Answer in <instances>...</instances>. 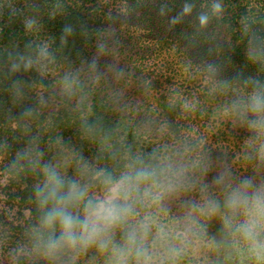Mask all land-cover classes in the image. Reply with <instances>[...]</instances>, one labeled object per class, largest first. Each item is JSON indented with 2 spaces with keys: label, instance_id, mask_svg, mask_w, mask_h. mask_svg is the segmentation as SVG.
Listing matches in <instances>:
<instances>
[{
  "label": "trees",
  "instance_id": "16d2710c",
  "mask_svg": "<svg viewBox=\"0 0 264 264\" xmlns=\"http://www.w3.org/2000/svg\"><path fill=\"white\" fill-rule=\"evenodd\" d=\"M13 2L15 11L0 5V176L6 179L8 201L0 215V264H137V248L142 244L144 249L139 239L143 231L135 223L136 218L147 209H158L152 196L163 189L160 177L168 167L161 162L160 148L149 142L135 117L115 114L109 99L95 84L73 79L65 72L69 66L81 63L89 49L99 43L116 42L118 59L131 72V99L138 96L139 100L161 84V89L171 90L172 94L162 106L166 110L181 108L184 96L197 80H206L201 95L227 98L215 108L224 106L228 113L241 112V124L234 132L232 120H216L214 126L221 128L219 134L224 137L216 141L214 149L223 155L222 159L211 161L209 155L204 156L201 165L195 164L194 169L200 166L195 177L189 175L194 169L189 168V174L185 171L188 162L185 167L182 163L169 167L179 172L184 182L188 174L190 181L198 183H194L195 189L182 183L187 196H205L206 204L223 195L229 198L239 187H264V127L250 126L256 116L249 108L253 91L264 92V0ZM217 3L221 5L219 12L213 10ZM185 4L191 5L188 14L183 12ZM20 14L35 20L40 32L27 33L19 22ZM201 14L208 16L205 25L200 24ZM41 42L46 46V57L58 70L53 80L82 93L76 105L62 101L49 112L41 96L32 95L34 86L45 85L46 92H53L50 81L26 63L34 58ZM134 46L139 49L128 54ZM149 60H155L151 62L153 69L145 73ZM156 65L161 71L154 69ZM76 89L72 96L78 93ZM204 103L201 106H211ZM191 138L196 141L197 137ZM45 165L54 167L65 180V191L72 181L90 192L107 191L105 180L115 182L123 174L145 167L155 170L161 187L145 196L141 186V192L130 201L133 216L111 230L105 249L98 244L78 245L49 254L46 243L60 235V228L57 225L52 232L41 227L47 208L39 205L36 189L43 187ZM220 178L228 179L229 186L222 187L227 195L219 190L224 186ZM89 198L93 197L87 192L85 201ZM69 211L83 218V202ZM194 211L188 215L193 228H197L193 231L195 238L214 251L212 258L208 257L210 264H261L238 231L246 219L243 209L233 212L226 204L212 216L215 222L204 221L200 208ZM193 216L200 219L194 222ZM166 227L167 232H177L170 216L165 218ZM133 230L138 239L130 245L127 235ZM180 236L178 233L175 239ZM258 240L264 241V232ZM196 262L194 259L192 264Z\"/></svg>",
  "mask_w": 264,
  "mask_h": 264
},
{
  "label": "rangeland",
  "instance_id": "374dc122",
  "mask_svg": "<svg viewBox=\"0 0 264 264\" xmlns=\"http://www.w3.org/2000/svg\"><path fill=\"white\" fill-rule=\"evenodd\" d=\"M0 5H8L13 11L16 9L13 0H0ZM19 19L23 29L30 35H36L40 32L37 28L38 24L31 17L20 14ZM33 38L36 37L33 36ZM138 49L139 47L134 46L127 53H135ZM45 50L46 46L44 42H41L37 45L34 58H28L26 63L37 70L42 77L50 81L51 91L53 92L52 94L46 92L45 88H43L45 85H41L37 86V88L33 87L32 95L34 94L35 97L41 96L44 106L49 112L57 108L62 101H66L71 106L76 105L82 93L74 86L65 87L57 83L56 80H53L58 70L46 57ZM118 53L119 49L115 41L111 40L101 45L99 43L97 46L89 49L88 55L81 63L69 66L65 72L73 79L81 78L85 83L95 84L101 93L107 96L115 114L122 112V114L135 117L142 127H144L145 136H147L149 142L155 145V147L160 148L161 162L164 163V166L168 167V172L160 177V184L164 186L163 189H160V192H155L152 196L154 199L157 193H160V199L155 201V206H158V209H147L142 217L136 218L135 222L143 232L147 230L146 239L140 241L143 243L147 255L151 258L150 264H165V262L166 264H192L194 259L197 260L196 264H210L209 261L214 251L210 246L205 245L202 239L195 238L196 234L193 231H196L197 228H193L194 225L188 214H192L193 209L195 210L194 213H197L200 208L201 215H204V221H210L213 220L212 216L217 211L212 213L208 210L207 203L204 204L208 200L205 196L201 198L199 196L193 198L187 196L185 186H189L190 189L192 187L195 189L198 186V183L190 181V176L191 174L194 177L196 176L195 173L198 172L200 166L194 169L195 164L200 163L199 165H201L205 159L203 158L204 156L209 155L211 161L222 159L221 156L223 155H218L216 153L218 149H214V146L217 145L216 141L224 137L223 134H219L221 128L218 129V127L214 126L216 125V120L220 121L223 118H229L232 120V128L234 129L232 131L234 132L241 124V112L233 111L228 113L225 111L226 108H223L224 106L215 108L216 103L219 104L220 101H225L227 98L222 97V95L212 94L208 95V97L201 95L203 87L206 85L204 83L206 80H197L195 85L188 91V94L184 96L186 98L185 100L183 99L181 108L171 107L166 110L162 106V103L169 102L172 94L171 90L161 89V84L154 86L152 93L142 95V99L138 100V96L131 99L130 94L132 93L131 87L133 85L130 82L131 72L127 69L128 67L121 64V60L117 56ZM149 61L150 64L144 66L145 73L148 72L147 70L153 69L152 63L155 60ZM154 69L161 71V66L156 65ZM75 89L78 93L75 94L76 96H72ZM204 102L210 103L211 106H201L205 104ZM130 110L131 112H128ZM191 135L193 138L197 137L196 141L191 138ZM202 147L204 149L200 151ZM186 162L189 163L188 170H185L187 171L186 173H190L189 168L194 170H191L190 176L186 174L185 179L187 181L184 182L183 176L179 172L169 170V167L173 169L181 163V166L185 167ZM220 180L222 182L219 183L224 186H221L219 190H224L222 187L227 188L229 186L226 182L228 179L220 178ZM5 185L6 179L4 176H0V215L8 207L6 191L4 189ZM249 188L250 190H257L264 187H257V185L253 187L249 186L246 190L248 191ZM87 192L93 198L100 199H103L106 193V191L94 189L91 191L92 193L89 190ZM223 193L229 194L225 190ZM224 196L215 198L216 201H214L219 205V213L222 208L226 207L229 200L228 197ZM195 201L196 204L194 205ZM192 205L194 206L192 207ZM189 208L190 210L188 211ZM13 212L11 210V213ZM136 213L138 214V212ZM167 216L172 217L174 220V229H177V232H167V227L163 228ZM193 218H195L194 222L200 219L194 216ZM215 221L213 220V222ZM145 225L146 229L143 227ZM158 233L162 235V239L158 238ZM168 233H174V235L169 236ZM178 233H181V236L175 239ZM213 239L217 238L214 237ZM209 256L211 257L210 259H208ZM257 261L264 264V259H257Z\"/></svg>",
  "mask_w": 264,
  "mask_h": 264
},
{
  "label": "clouds",
  "instance_id": "9594fccd",
  "mask_svg": "<svg viewBox=\"0 0 264 264\" xmlns=\"http://www.w3.org/2000/svg\"><path fill=\"white\" fill-rule=\"evenodd\" d=\"M220 4H214L213 10L219 12ZM183 12H191V5L185 4ZM200 24L205 25L208 22L207 14L199 16ZM249 108L256 116V119L250 122L251 127H264V92L254 90ZM107 191L103 197L89 198L85 201L87 195L86 188H81L76 182L67 183L51 165L44 166V184L43 187L36 189L38 203L41 208H47L41 217V227L52 232L57 225L60 228V235L55 238H49L46 248L49 254L55 253L62 248H76L78 245L84 247L98 244L103 250L107 247V236L117 226L126 223L133 216V207L130 201L134 194L141 192V186L144 185L143 194L148 196L153 189L160 188L157 182L156 172L150 168H140L133 172H127L121 176L118 181L105 180ZM245 184L248 182L245 181ZM160 199L157 194L154 202ZM83 202L84 217L74 215L69 208L79 205ZM51 205L50 207H48ZM227 207L233 212L237 209H243L246 219L243 224L238 226V231L243 239L249 243L251 250L258 260L264 259V241L258 240L261 232H264V188L257 189L249 193L246 189H238L233 192L227 202ZM207 208L214 213L219 205L213 201L207 202ZM225 223L228 221L225 218ZM146 229V225L143 226ZM147 230L140 236V240L146 239ZM158 238L162 235L158 233ZM136 232L130 231L127 235V241L130 245L137 243ZM143 256V261L140 257ZM137 264H150L151 258L143 249L142 244L136 251ZM119 264H123L120 261Z\"/></svg>",
  "mask_w": 264,
  "mask_h": 264
}]
</instances>
